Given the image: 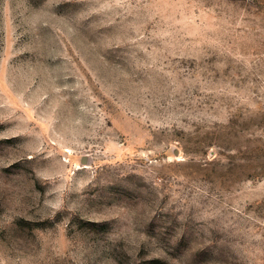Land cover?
<instances>
[{"label":"rangeland","instance_id":"374dc122","mask_svg":"<svg viewBox=\"0 0 264 264\" xmlns=\"http://www.w3.org/2000/svg\"><path fill=\"white\" fill-rule=\"evenodd\" d=\"M0 264H264V0H0Z\"/></svg>","mask_w":264,"mask_h":264}]
</instances>
